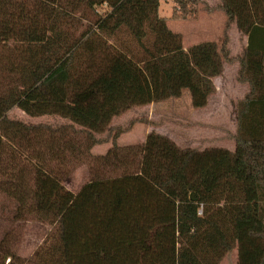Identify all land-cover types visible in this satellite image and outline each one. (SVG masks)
Wrapping results in <instances>:
<instances>
[{"label": "trees", "instance_id": "1", "mask_svg": "<svg viewBox=\"0 0 264 264\" xmlns=\"http://www.w3.org/2000/svg\"><path fill=\"white\" fill-rule=\"evenodd\" d=\"M161 1L0 0V192L16 221L52 228L30 259L0 248V264H221L236 249L238 264H264V0H220L246 40L233 152L156 132L118 143L131 127L114 119L133 109L185 90L206 108L231 61L226 33L185 49ZM171 1L170 18L189 20L203 0ZM15 108L64 123L11 120ZM89 163L110 176L75 195L60 175Z\"/></svg>", "mask_w": 264, "mask_h": 264}, {"label": "rangeland", "instance_id": "2", "mask_svg": "<svg viewBox=\"0 0 264 264\" xmlns=\"http://www.w3.org/2000/svg\"><path fill=\"white\" fill-rule=\"evenodd\" d=\"M173 7V1L162 0L160 14L169 19V28L182 36L185 49L206 41H213L221 46L226 33L227 47L231 48V61L225 62V75L217 80V91L210 97L206 108H193L191 95L185 90L179 99L133 109L117 118L112 126L131 127V131L124 134L118 143L121 147L141 146L145 144L148 134L156 132L170 138L182 148H223L233 152L236 149L237 105L249 92L247 84L237 81L239 63L236 57L245 45L244 38H241L235 28L226 29L220 0H203L196 18L189 20L171 19ZM8 118L30 125L64 123L58 117L31 118L17 108L8 114ZM107 149L109 148H100L95 153L92 152V156H101ZM109 176L108 171L95 163L60 175L64 187L75 194L92 180ZM11 202L10 198L0 192V248L23 259H30L52 228L34 220L16 221V209ZM221 264H238L237 249Z\"/></svg>", "mask_w": 264, "mask_h": 264}, {"label": "crops", "instance_id": "3", "mask_svg": "<svg viewBox=\"0 0 264 264\" xmlns=\"http://www.w3.org/2000/svg\"><path fill=\"white\" fill-rule=\"evenodd\" d=\"M204 1H206V0H204ZM245 43H246V40L244 39V44H245ZM225 69H226V67H225V65H224V72H223V74H222L220 77L214 79V83H215L216 88H217V84H216V82H217L218 79H220L222 76L225 75ZM248 89H249V88H248ZM115 121H116V119H114V122H115ZM148 135H149V134H148ZM148 135H147V136H148ZM145 140H146V139H145ZM109 147H110V146H96V147H95L96 149L94 148V149L92 150V152L95 153V152H96L97 150H99L100 148L105 149V148H109ZM107 150H108V149H107ZM107 150H106V152H107ZM106 152H105V153H106ZM105 153H104V154H105ZM104 154H103V155H104ZM79 192H80V191H79ZM79 192H78V193H79ZM78 193H76V194L73 193V194L77 195ZM10 201H12L11 203H13V204H14V207H16V203H15L13 200H11V199H10Z\"/></svg>", "mask_w": 264, "mask_h": 264}, {"label": "water", "instance_id": "4", "mask_svg": "<svg viewBox=\"0 0 264 264\" xmlns=\"http://www.w3.org/2000/svg\"><path fill=\"white\" fill-rule=\"evenodd\" d=\"M191 200H192V201H196L195 195H192V196H191Z\"/></svg>", "mask_w": 264, "mask_h": 264}]
</instances>
